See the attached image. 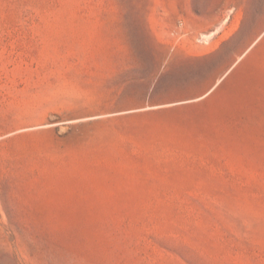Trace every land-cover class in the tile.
<instances>
[{"label":"rangeland","instance_id":"obj_1","mask_svg":"<svg viewBox=\"0 0 264 264\" xmlns=\"http://www.w3.org/2000/svg\"><path fill=\"white\" fill-rule=\"evenodd\" d=\"M0 264H264V0H0Z\"/></svg>","mask_w":264,"mask_h":264}]
</instances>
